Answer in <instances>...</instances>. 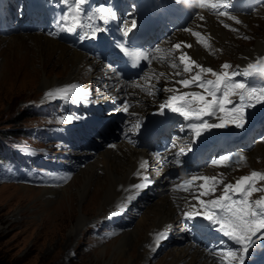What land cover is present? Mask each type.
I'll return each mask as SVG.
<instances>
[{"label":"bare ground","instance_id":"6f19581e","mask_svg":"<svg viewBox=\"0 0 264 264\" xmlns=\"http://www.w3.org/2000/svg\"><path fill=\"white\" fill-rule=\"evenodd\" d=\"M179 1L185 2V4L192 2V0ZM2 5H0V8L5 9V2H2ZM263 9L264 7H259L257 10L263 11ZM6 15L7 18L4 20V25L0 32L1 35L5 37H3V40L0 39V43H3L7 38L10 39V42L7 50H5L7 57H5L6 59L1 65L2 78L17 80L22 78V76H26L25 78H28L27 80L31 81L32 84L41 82V92L44 95L43 101H55L62 98L63 101L74 102L75 107L89 103V101H92L93 95L100 94L101 92L107 94H105L107 96L105 100L111 99L113 96L116 98L124 97V100L115 99L116 101L114 100L115 103L113 107L106 104L109 108L106 115L112 112L115 113L118 109L124 110L127 105V111H125L126 117L124 120L117 123L112 119V114L110 115V123L106 125V130L97 129L101 136L109 135L112 126L115 127L114 123H116L120 130V139L112 144L109 143V148L107 147L108 150L104 149L105 151H103L96 160L94 159L95 161L89 165L90 169L84 173V179L81 177L80 185L76 191L65 194L61 199L57 214L54 218L56 224L52 223L56 228L60 227V229H62L64 223H71L74 220L76 214L75 202L78 201L81 203L87 193L91 192L92 186L95 187L91 198V203H93L94 207L90 209H93L95 212L97 207H101V213L97 215L101 216L114 207L116 208L121 201H123L122 203L125 202L126 206L129 202L127 199L129 195L133 197L131 203H135L136 197L143 193L145 189L153 188V186L161 184L162 190L164 191L163 197L161 196V198L158 199L147 221L134 231V235L130 237L132 240L130 239L131 245L128 252H130L133 259L132 264H138L139 261H145L146 263L147 260H145V256H147V254L149 255V246L153 242L159 241L156 239L159 233H164L163 236L167 235V232L178 223L176 227H179L177 233L180 235L177 238L184 240V232L186 229L184 223H182V219L185 211H202L201 206L193 199L191 192H185L181 189L173 191V188L177 184L182 183L184 180H190L192 176H216L218 179H222L225 184L229 182L234 183L238 178L244 175H241L244 173L243 170L251 168H254L255 171H262L264 173L263 169H261L262 166H264V141H260L255 149L251 150H245L247 140L238 143V147L234 150V153L230 152L234 147H226L218 150L214 155L222 156L229 153H239L242 154L245 159L238 163L230 161V166H214L203 158L201 162L197 164V170L194 173L190 172L184 175L180 180H176L175 178L167 180L165 178V176L174 169L173 162L171 160L169 161L171 150L162 151V149H159L154 143L145 145L143 143L140 146L134 143V140L137 138L134 131L141 120L145 119L153 110L159 108V105L165 103L169 96L174 94L179 95L182 91L193 90V88L184 89L179 84L175 83V81L179 79L190 78L193 73L176 76V72L183 71L182 66L175 69L169 66L173 60L179 63L176 57L181 51L205 68L211 67L217 72H220L221 69L217 67L214 62L219 63L218 61H225L224 59L226 58H231V60H233L231 61L233 67H231L230 70H233L236 65L246 68L249 63H253L258 58L264 57V33L262 34L261 32V36H256V33H260L262 30L260 27L264 26V20L253 18L248 21L247 16L230 13L231 16H236L238 20L241 21V23H236L227 17L210 13L208 10L199 7L198 13L193 18L188 16L186 19L174 23L166 21L164 22V27H167L168 31L170 30V26L174 27L172 38L169 40V38L158 37V39L154 40L150 45L152 53L156 48L161 50L159 53H156L158 56H167V50L172 49L171 60L161 61L153 59L154 62L151 68L140 81H130L119 78L113 70L112 65L107 68L105 73H102L101 66L103 62L99 58L91 55L92 53L72 47L70 44L60 39L50 37L45 31L37 29L35 30L36 32H34L32 27L36 25L35 21L37 18L29 16L28 21L30 24H26L25 26V21L15 20V14L12 13V11H6ZM200 15L204 17L203 20L199 19ZM253 23L256 24L253 25ZM14 24H17L16 27L18 32L12 33V35H10L11 37H9L8 32H10V30L12 31L10 28ZM225 24H228L230 27H224ZM35 27H37V25ZM233 28L238 31L231 30ZM186 29H191V31H187ZM195 32H200L202 34V37L207 42V46L199 43L201 37L193 35ZM242 34L250 35V45L240 43L238 38ZM177 43L182 45L180 50H174V45ZM186 45H191V48H188ZM210 47L221 49L220 51L225 53V55H218L216 58L211 57L207 54L208 50H212ZM160 73L164 75L161 76ZM101 75L106 76V82H100L93 89L85 88V80L91 76L100 78ZM203 75L204 77L211 76V74L206 73ZM135 84L148 88L153 94L150 95L148 92L143 91L142 88L135 87ZM164 88H176L178 91L175 93L161 91V89ZM60 89H70L69 94L65 96L59 93L58 90ZM80 89H84V91L81 92ZM48 92H52L53 95L50 97L47 96L46 94ZM217 116L225 117L223 113H218ZM216 121L219 122V119L217 118ZM258 129L264 130V121L261 122ZM177 134L178 132L175 129H171L169 132V135L173 137V144L175 147H182L183 139L177 136ZM250 138L253 137L249 136L247 139L249 140ZM249 142L250 145H253L252 139H250ZM84 154L87 153L85 152ZM152 158L156 160V171L153 176L149 175L147 171V167ZM142 162H147L144 170L139 169V165ZM240 167L242 169H240ZM103 172L105 174L103 181L94 179ZM137 172H141V175L137 176ZM143 176L149 177L151 182H145L142 179ZM140 183H147V186L138 191L132 190L133 185ZM199 183L200 181L193 182V191L198 190L196 185ZM65 187V185L57 186L56 183L54 186H50L49 191L57 192ZM222 188L223 185H220L217 187V192H215L214 195H203L201 199L209 200L215 198V196H219ZM190 205H195V208H191ZM47 212H50V210L48 209ZM84 214L87 213L84 212ZM84 220L85 217L82 216L80 222L82 223ZM76 230L78 232L79 229L77 228ZM161 240L162 238L160 241ZM260 241L261 240H258L257 242ZM176 252L178 253V257L173 259L174 262L179 261L182 263L183 260H186V264H219V260L213 256L212 252L206 250L203 244L199 242L183 241L176 246Z\"/></svg>","mask_w":264,"mask_h":264},{"label":"rangeland","instance_id":"374dc122","mask_svg":"<svg viewBox=\"0 0 264 264\" xmlns=\"http://www.w3.org/2000/svg\"><path fill=\"white\" fill-rule=\"evenodd\" d=\"M260 7H264V4ZM16 15L18 18L19 14ZM242 15L247 16L248 21L253 18L264 20V9L263 11L256 9ZM260 28L262 30L256 33V36L264 33V26ZM173 30L174 27L170 26V31ZM17 32L13 25L8 36L11 37L12 33ZM164 36L170 37L168 32ZM245 36L248 39H245ZM3 37L5 36L0 35V39L3 40ZM238 40L244 45L251 43L250 35L242 34ZM9 42L10 39L7 38L0 43V67L7 57L5 50ZM210 49L212 50L206 52L211 57L225 55L221 49L215 47ZM224 60L214 62L221 71L224 70L221 66L225 62L233 65L231 58ZM236 68L240 69L242 66L236 65ZM1 69L2 67L0 149L8 154L12 149L13 155L10 159H6V155H3L4 157L0 155V264H132L133 259L128 252L130 239L132 240L130 237L147 221L158 199L163 197L161 184L145 189L142 195L136 197L135 203H131L133 201L131 199L126 207L125 202L121 201L116 208L101 216H97L101 213V207H97L95 212L90 209L94 207L91 198L95 187L92 186L91 192L87 193L81 203L75 202L76 214L71 223H64L62 229L52 224L55 223L58 205L64 195L75 192L80 185L81 177L84 179V173L90 169L89 165L103 151L108 150L110 144L120 139V130L117 126L104 137L99 135L95 128L86 131L88 122L83 118V113L89 108H93L94 112L98 106L113 104L116 98L104 100L107 94H97L93 96L90 104L77 108L74 102L69 103L62 98L43 101L41 82L32 84L25 78L26 76L8 80L2 78ZM104 79L106 80L105 76L100 80L91 76L84 84L86 89H91L100 81L104 82ZM120 99L124 100V97ZM125 117L126 112L118 109L113 113L112 119L120 123ZM259 130L254 138L255 144L249 147V150L255 149L260 141H264V131L260 130L262 132L259 133ZM250 139H247V144L250 143ZM234 150L236 149H231L230 152L234 153ZM155 161L152 158L151 162L154 163L150 162L148 167L151 176L155 174L153 172L156 170ZM28 168L35 171L34 179L26 177ZM261 169L264 171V166ZM245 170L241 175H249L255 169ZM104 178L103 172L94 179L103 181ZM56 183L57 186L66 187L57 192H50V186ZM262 186L264 181L260 184V187ZM48 209L50 212H47ZM82 216L85 220L81 223ZM177 230L179 227L175 226L167 236L162 237L161 241L153 242L149 246V255L145 256L147 264H186V260L182 263L173 260L178 257L176 246L187 240V235L185 240L177 238L179 236ZM141 262L138 264L145 263Z\"/></svg>","mask_w":264,"mask_h":264},{"label":"snow or ice","instance_id":"6c2138e0","mask_svg":"<svg viewBox=\"0 0 264 264\" xmlns=\"http://www.w3.org/2000/svg\"><path fill=\"white\" fill-rule=\"evenodd\" d=\"M61 2L65 5V12L59 19L63 22L64 31L76 33L78 29L87 28L91 33V37L95 38L97 29H93L91 25H86L83 22V18L89 20L92 18L91 15L87 14L88 10L83 7L90 0H61ZM230 6L229 0H215V2L213 0H200L199 2V7L208 8L219 16L241 23L236 16H231L228 11H220L221 8L227 9ZM94 14H98L99 19L105 23L110 19H117L115 11L106 6L96 8ZM199 19L203 20L204 17L200 15ZM135 27L136 23L133 20L132 29H135ZM224 27L230 26L225 24ZM186 30L191 31V29ZM231 30L238 31L235 28ZM129 31L131 29L125 28L124 35L127 36ZM50 34L56 35L57 33L52 32ZM87 35L88 33L82 34L79 38L84 39ZM193 35L201 37L199 43L207 46V42L200 32H195ZM244 38L248 39L247 36ZM186 46L191 48V45ZM181 47L180 43L174 45L175 50H180ZM160 51L159 48H156L153 53L128 52V55L143 60H149V56L152 59L161 61L171 60L172 49L167 50V56L156 55ZM176 60L179 63L173 60L169 65L174 69L182 66L183 71L176 72V76L193 74L190 78H182L175 81V83L184 89L197 88L199 90L182 91L179 95H171L159 107L161 114L167 108L172 113L180 115L187 122L180 126L182 132L188 131L194 137H201L203 132L211 129H224L229 125L243 128L245 125V109L253 107L257 102L264 103V57L249 63L242 71L238 69L231 73L227 70L232 66L227 62L221 66L224 71L217 72L211 67L205 68L182 51L176 57ZM205 73L211 74L215 79H206L203 75ZM160 75L163 76L164 74L160 73ZM238 75L243 78L258 77L262 83L259 86H252L246 82L236 81L234 78ZM134 86L142 88L150 95L153 94L148 88H144L139 84ZM69 91L70 89L58 90L59 93L65 96L69 94ZM80 91L83 92L84 89H80ZM161 91L175 93L178 90L176 88H164ZM46 95L50 97L53 93L48 92ZM233 96H238V100L231 99ZM227 105L231 107H226ZM124 111H127V105ZM218 113H225L226 116L218 117ZM206 117H217L219 122L209 123ZM184 154L185 149L180 148V151L176 153V157ZM244 159L245 157L242 154L229 153L213 160L212 164L214 166H230V161L238 163ZM146 163L142 162L139 169L144 170ZM175 164L181 165V160L176 158ZM136 175L140 176L141 172H137ZM142 179L145 182H151L147 176H143ZM194 181H200L196 185L197 191L192 189ZM259 181H264V173L254 170L249 175L238 178L234 183L225 184L222 179H218L216 176H192L190 180H185L173 188V191L181 189L185 192H191L193 199L201 206L202 211H185L184 216L186 219L193 220L200 216L208 222L212 230L221 233L228 241L232 242V247L226 248L225 241H221L219 249L210 250L213 256L219 260V264H245V255L249 253V249L253 247L257 240L264 241V196L255 200L251 199L254 193L264 192V186L257 187ZM220 185H223V188L219 196L209 200L201 199L203 195H214ZM146 186L147 183L135 184L132 186V190L138 191ZM132 198L131 195L127 197L128 201H131ZM190 207L195 208V205H190ZM115 214L118 213H113V215ZM163 235L164 233H159L156 239L160 240Z\"/></svg>","mask_w":264,"mask_h":264}]
</instances>
